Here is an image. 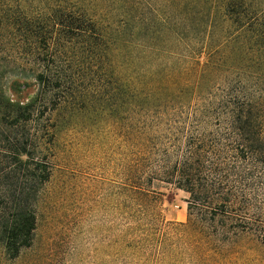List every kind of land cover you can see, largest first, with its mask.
<instances>
[{
  "label": "trees",
  "instance_id": "1",
  "mask_svg": "<svg viewBox=\"0 0 264 264\" xmlns=\"http://www.w3.org/2000/svg\"><path fill=\"white\" fill-rule=\"evenodd\" d=\"M93 113L126 144L131 203L186 195L166 238L195 260L264 244V0H0L6 260L33 244L61 131Z\"/></svg>",
  "mask_w": 264,
  "mask_h": 264
},
{
  "label": "rangeland",
  "instance_id": "2",
  "mask_svg": "<svg viewBox=\"0 0 264 264\" xmlns=\"http://www.w3.org/2000/svg\"><path fill=\"white\" fill-rule=\"evenodd\" d=\"M118 75L126 84L128 71ZM112 123L82 114L63 128L33 244L13 261L0 252V264H264V244L249 235L223 260H195L187 246L166 238L164 223L187 220L186 195L166 191L148 209L122 195L126 144Z\"/></svg>",
  "mask_w": 264,
  "mask_h": 264
}]
</instances>
